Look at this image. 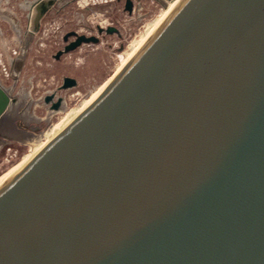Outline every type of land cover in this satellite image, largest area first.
Returning a JSON list of instances; mask_svg holds the SVG:
<instances>
[{
  "label": "water",
  "instance_id": "obj_1",
  "mask_svg": "<svg viewBox=\"0 0 264 264\" xmlns=\"http://www.w3.org/2000/svg\"><path fill=\"white\" fill-rule=\"evenodd\" d=\"M0 264H264V0H181L0 186Z\"/></svg>",
  "mask_w": 264,
  "mask_h": 264
},
{
  "label": "rangeland",
  "instance_id": "obj_2",
  "mask_svg": "<svg viewBox=\"0 0 264 264\" xmlns=\"http://www.w3.org/2000/svg\"><path fill=\"white\" fill-rule=\"evenodd\" d=\"M35 1L0 0V89L8 99L0 113V176L46 141L60 121L44 97L55 93L69 108L82 103L115 74L129 46L164 9L156 0H131V12L126 0H57L30 33ZM108 26L118 32L97 30ZM72 31L95 35L99 42L55 58ZM64 77L74 78L76 86L57 90Z\"/></svg>",
  "mask_w": 264,
  "mask_h": 264
},
{
  "label": "bare ground",
  "instance_id": "obj_3",
  "mask_svg": "<svg viewBox=\"0 0 264 264\" xmlns=\"http://www.w3.org/2000/svg\"><path fill=\"white\" fill-rule=\"evenodd\" d=\"M180 1L181 0L169 1L167 7L163 9L162 13L153 21V23L151 25L148 26V28L146 30H144V33L141 35L139 40L136 41L135 43H132L129 46V50L127 51V53H125L126 55L122 58V62L119 65V68L116 70L115 74L111 78L107 79L104 83H102L98 88H96L91 93V95L88 98H86L82 103H80L79 105H77L74 108H69L67 106V102H66L65 98H62V103H61V106L59 107V109L51 110V112H54L55 114H60L61 119L58 122V124H56L54 127H52V130L50 132H47V134H45L47 140L44 141L41 145L35 146L32 150H30L31 152L29 154H27L20 162H18L16 165H14L12 168H10L7 172H5L3 175H1L0 176V186L3 183H5L7 180H9L12 176H14V174H16L47 142H49L60 130H62L71 120H73L80 112H82L104 90V88L112 80V78L132 58V56L139 50V48L152 36V34L157 30V28L160 26V24L165 20V18L177 6V4ZM120 56L122 57V55H120ZM5 117H7V116H5ZM6 120H7V118H6ZM33 139L34 138H32V141H33ZM1 143L2 142H0V145H1Z\"/></svg>",
  "mask_w": 264,
  "mask_h": 264
}]
</instances>
